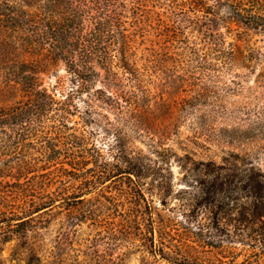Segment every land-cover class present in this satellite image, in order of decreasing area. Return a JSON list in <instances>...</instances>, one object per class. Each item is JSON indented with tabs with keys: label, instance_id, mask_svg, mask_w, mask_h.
<instances>
[{
	"label": "trees",
	"instance_id": "obj_1",
	"mask_svg": "<svg viewBox=\"0 0 264 264\" xmlns=\"http://www.w3.org/2000/svg\"><path fill=\"white\" fill-rule=\"evenodd\" d=\"M258 35L264 0H0V120L41 128L0 182V264L8 244L26 264H264V168L234 152L217 162L151 146L152 159L130 146L176 134L224 69L256 73ZM57 62L60 99L42 79ZM104 110L114 117L98 145L88 127ZM173 157L196 204L181 221L153 204L169 196Z\"/></svg>",
	"mask_w": 264,
	"mask_h": 264
},
{
	"label": "rangeland",
	"instance_id": "obj_2",
	"mask_svg": "<svg viewBox=\"0 0 264 264\" xmlns=\"http://www.w3.org/2000/svg\"><path fill=\"white\" fill-rule=\"evenodd\" d=\"M233 38L234 36H228V41L232 42ZM263 40L264 36L258 35L252 38V43L255 46L263 47L261 42ZM240 51L242 53L240 55L243 56L244 51L241 49ZM243 66L245 64L224 69L219 78L212 82L207 81L204 105H200L195 112L190 109L184 113L185 118L180 121L176 134L168 136V138L158 135L152 139L146 136L132 139L131 148L140 152L142 156L152 159H156L155 154L150 151L151 146H154L159 151L170 148L179 156L189 154L196 160L213 158L217 162L227 156V152H234L241 158L264 168V79L259 80L258 78L264 70V65H260L253 71L256 73H250ZM57 76H67L62 62H57L47 75H42L45 86L54 93L57 91V87L54 88ZM66 83L65 93H68L72 85L68 81ZM56 95V98L60 99L63 93L58 90ZM83 98H86V94L83 95ZM75 101L83 110L85 109L81 99ZM113 117L110 112L105 110L95 111V120H92L88 127V130L96 129L93 141L95 144H108V140L104 137L103 127L109 125L106 118L113 120ZM68 121L69 124L79 123L80 117L78 114H73ZM34 131H41V128H30L29 124L24 123L12 124L7 118L0 120V182L12 181V177L9 175L12 164L16 163L17 156L22 159L33 153L32 147L36 143L33 136ZM171 171V191L167 200L162 202L155 196L153 204L162 215H169L171 218L181 221L182 217L178 213V208L184 205V212L188 215L190 210L196 207V204L191 199L190 190L186 191L189 186L184 179L185 173L174 157L171 160ZM146 195H148L147 192ZM195 212L198 211L195 210ZM211 215L212 211L204 210L203 215L198 219L210 218ZM190 216L187 219H191ZM105 246L103 243L98 245L100 252L104 255L111 254L105 249ZM236 246L239 250H244L242 245ZM12 249L13 244H8L5 247L4 264H26L23 259L13 257ZM115 252L114 254L118 255L120 250ZM243 253L244 251L241 250L236 256L239 262H243ZM137 258V255L131 256L126 264H138ZM159 264L170 263L160 262Z\"/></svg>",
	"mask_w": 264,
	"mask_h": 264
}]
</instances>
